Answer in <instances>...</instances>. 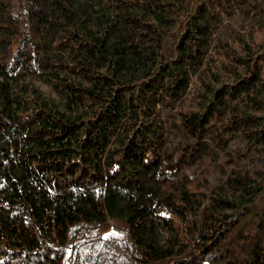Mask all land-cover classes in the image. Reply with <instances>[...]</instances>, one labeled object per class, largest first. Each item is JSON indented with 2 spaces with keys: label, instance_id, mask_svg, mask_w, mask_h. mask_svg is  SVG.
I'll use <instances>...</instances> for the list:
<instances>
[{
  "label": "trees",
  "instance_id": "1",
  "mask_svg": "<svg viewBox=\"0 0 264 264\" xmlns=\"http://www.w3.org/2000/svg\"><path fill=\"white\" fill-rule=\"evenodd\" d=\"M0 264H264V0H0Z\"/></svg>",
  "mask_w": 264,
  "mask_h": 264
}]
</instances>
